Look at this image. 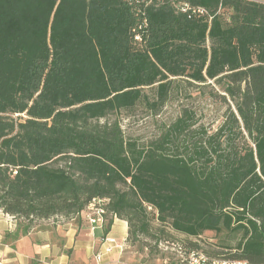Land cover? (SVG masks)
<instances>
[{"label":"trees","instance_id":"trees-1","mask_svg":"<svg viewBox=\"0 0 264 264\" xmlns=\"http://www.w3.org/2000/svg\"><path fill=\"white\" fill-rule=\"evenodd\" d=\"M176 80L212 82L229 106L192 150L177 146L194 133L188 112L146 147L107 120L143 100L163 108ZM98 198L128 245L151 236L152 210L159 245L201 251L166 228L212 233L224 253L202 252L264 264V3L0 0V211L29 232Z\"/></svg>","mask_w":264,"mask_h":264},{"label":"rangeland","instance_id":"rangeland-1","mask_svg":"<svg viewBox=\"0 0 264 264\" xmlns=\"http://www.w3.org/2000/svg\"><path fill=\"white\" fill-rule=\"evenodd\" d=\"M253 1L264 3V0ZM222 92V89L212 82L207 85H197L189 84L186 80H176L163 108L151 109L146 100H143L133 110L111 115L107 120H118L128 140L136 141L139 145L146 147L151 143L160 141L169 128L185 112H188L193 118L192 130L194 133L189 136H182L177 142V146L185 153V148L192 150L195 143H204L206 138L214 135L224 122L229 106L219 96H215V94L221 95ZM145 94L150 102L155 101V90H145ZM148 212L150 213L148 221L151 227V236L140 235L135 244L129 243V252L147 260L168 261L170 263V253L165 250L167 244L159 245L160 239L165 237L162 234L164 228L159 224L156 213L152 210H148ZM20 223L23 226L27 225V222L24 221H20ZM36 223L37 221L34 225ZM166 233L170 243L183 245L193 243L204 252L224 253L220 247V238L215 234L208 233L200 239H194L176 233L169 228H166Z\"/></svg>","mask_w":264,"mask_h":264},{"label":"crops","instance_id":"crops-1","mask_svg":"<svg viewBox=\"0 0 264 264\" xmlns=\"http://www.w3.org/2000/svg\"><path fill=\"white\" fill-rule=\"evenodd\" d=\"M106 235L116 240L118 249L99 262L96 255ZM128 237V223L117 218L109 230L93 228L80 214L37 221L26 232L20 221L0 213V264H180L172 254L170 263L135 256L129 252Z\"/></svg>","mask_w":264,"mask_h":264},{"label":"built area","instance_id":"built-area-1","mask_svg":"<svg viewBox=\"0 0 264 264\" xmlns=\"http://www.w3.org/2000/svg\"><path fill=\"white\" fill-rule=\"evenodd\" d=\"M108 203V199H94L81 214H84L86 220L93 228L97 226L106 228L108 225L106 219V216L108 215L106 206ZM0 213L2 212L0 211ZM12 219L16 218L12 217ZM101 244L102 250L96 255V259L99 262H102L106 256L113 254L118 249L116 240L110 235H106L101 240ZM165 250L166 252L175 255L180 264H249L242 260L211 257L202 251H188L179 244H168L166 245Z\"/></svg>","mask_w":264,"mask_h":264}]
</instances>
